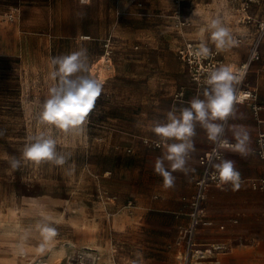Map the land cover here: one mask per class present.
Returning <instances> with one entry per match:
<instances>
[{"label":"rangeland","instance_id":"374dc122","mask_svg":"<svg viewBox=\"0 0 264 264\" xmlns=\"http://www.w3.org/2000/svg\"><path fill=\"white\" fill-rule=\"evenodd\" d=\"M120 1L129 5L123 14ZM150 1L91 0L80 8L73 0H63L74 17L55 23L52 33L31 35L23 42L22 54L15 30L8 29V50L13 51L0 56V264H134L119 255L120 249L131 255L137 238L130 215L120 211L135 203L134 195L123 189L138 183L126 177L150 164L143 148L154 147V138L143 132L148 119L141 116L150 113L148 79L155 73L146 65L135 75L131 63L138 50H123L116 35L153 26L147 20L153 12ZM175 1L168 19L173 20L178 8L190 27L199 15L213 19V0ZM132 2L140 3L139 11L130 10ZM168 24L176 28L170 20ZM1 34L0 47L5 45ZM81 46L89 52L90 74L104 86L86 131L53 130L57 150L69 157L64 166L25 162L22 151L28 137L43 128L37 118L54 84L49 78L51 59ZM189 78L195 83L191 73ZM138 147L142 156L135 157ZM12 158L21 161L19 168L11 167ZM43 224L54 227L57 235L45 240L37 227Z\"/></svg>","mask_w":264,"mask_h":264},{"label":"crops","instance_id":"0c3cea01","mask_svg":"<svg viewBox=\"0 0 264 264\" xmlns=\"http://www.w3.org/2000/svg\"><path fill=\"white\" fill-rule=\"evenodd\" d=\"M205 1L207 0H195L197 4ZM213 1V19H220L223 26L229 28L239 42L238 46L219 53L226 65H239L249 59L252 45L258 36L254 20L264 16V0L251 3L250 14L253 20L247 24L239 23L242 17L240 0H231L226 4L221 0ZM133 2L130 10L137 12L140 3ZM175 2L150 1L153 12L148 14L147 20L155 24L143 29L121 30L116 35L124 44L123 50H138L133 55L134 62L131 63L135 75L140 74L146 65L155 73L148 79L150 113L141 116L148 119L143 132L148 137H153V141L156 137L151 131L152 122L162 120L173 106L186 105L188 100L202 91V87L189 78V68L180 57L179 48L192 37L198 44L205 41L211 49L216 50L207 31L213 19L206 20L199 15L195 17L197 24H193L194 27L187 26L183 30L168 24L169 20L171 23L173 20L168 19L167 12ZM73 4L74 7L87 8L91 5V0L87 3L73 0ZM125 5L126 1L117 3L118 9L123 8L120 14L127 10L129 5ZM14 8H19V12L17 18L11 20L8 15ZM71 10V7L63 4V0H0V31L3 33L1 38L5 41V45L0 47V56L8 57L13 51L8 50V29L15 30L22 43V54L23 42H27L31 35L42 37L46 31L52 33L55 23L70 21L74 17ZM259 51L260 58L250 62L243 86L257 91L258 103L262 109L256 112L251 103L244 102L237 105L238 118L229 120L230 124L247 128L253 152L246 158L236 153H224L226 158L235 161L236 168L241 173V187L236 191L230 185L221 189L213 184L208 188L204 206L209 224L200 225L196 235L199 242H222L229 247L228 251L218 256L219 264H264V187L260 185L264 178V157L260 153L258 142L259 133L264 131V34L259 42ZM125 65L127 63L123 64L122 70ZM228 139L232 140L231 133H228ZM195 141L197 152L189 161L195 172L187 177L180 172L174 173L177 179L172 189L164 188L162 177L153 171V162L161 154V149L152 146L143 148L150 164L140 165L132 177L127 175L128 179L124 178L126 181L138 183L123 189L134 195L135 203L120 211L130 215L129 224L137 238L133 240L132 254L120 249L121 257L132 258L134 264H178L177 239L181 230L189 224L196 182L205 170L201 159L212 146L199 128ZM140 154L141 148L138 147L135 149V157L142 156ZM112 188L117 189L113 186Z\"/></svg>","mask_w":264,"mask_h":264},{"label":"clouds","instance_id":"9594fccd","mask_svg":"<svg viewBox=\"0 0 264 264\" xmlns=\"http://www.w3.org/2000/svg\"><path fill=\"white\" fill-rule=\"evenodd\" d=\"M80 15L83 16V13ZM207 31L217 52L238 46V40L220 19H213ZM211 55L212 49L205 41H201L192 52L197 60L208 59ZM51 66L49 78L54 84L49 88L37 118V124L43 128L28 137L22 156L25 162L39 164L47 161L64 166L69 157L57 150V140L52 132L55 129L83 134L89 114L94 110L104 86L90 74V56L86 47L52 57ZM245 77V68L231 65L212 68L207 72L201 92L188 100L186 105L173 106L162 120L152 122L151 131L156 137L153 146L161 149V154L153 162V171L162 177L164 188L175 187L177 178L174 173L180 172L187 177L195 172L189 161L197 152L195 137L199 128L212 145L207 157L211 167L210 179L221 189L230 185L233 191L239 190L241 173L235 161L226 158L224 153H236L246 158L253 152L247 128L229 123L230 119L238 118L237 105L243 104L249 95L239 89ZM228 133H231L232 140L228 139ZM0 135L3 133L0 132ZM10 163L13 169H17L21 161L12 158ZM37 227L45 240L57 235L56 229L48 224Z\"/></svg>","mask_w":264,"mask_h":264},{"label":"built area","instance_id":"2783aa9c","mask_svg":"<svg viewBox=\"0 0 264 264\" xmlns=\"http://www.w3.org/2000/svg\"><path fill=\"white\" fill-rule=\"evenodd\" d=\"M89 0H85L87 3ZM225 4L229 3L231 0H221ZM241 1V11L242 17L239 19L240 24H247L253 20V16L250 14L251 3L258 0H240ZM19 8H14L8 15V18L14 20L17 18ZM173 23L178 30H183L185 27L191 24L190 21L183 18L181 10L175 9L172 14ZM256 27L258 36L252 45V49L249 55V59L239 65H233L234 68H245L246 76L249 71L250 62L260 58L259 42L264 34V16L258 17L256 20ZM198 43L193 40L187 39L183 46L179 48V55L183 61L188 65L189 71L191 73L192 79L195 83L202 87L204 80L207 77V72L215 67L221 65H226L224 59L221 57L217 50L212 49V55L205 60H197L192 56V52ZM108 61V60H107ZM246 79V77H245ZM244 79V81H245ZM243 83L239 86L242 93L249 94L244 102H249L254 106L256 112L262 109V106L258 103V93L256 90L244 87ZM258 142L260 144V153L264 157V131H261L258 136ZM212 151V146L202 157V163L205 166L204 173L196 182V192L191 202V212L189 224L184 227L177 239V259L178 264H206L211 262L214 264H219L218 256L220 254L228 251V246L222 242L213 243H202L196 238L198 229L202 224H209L206 219V208L204 206V201L206 199V194L208 188L215 184V181L210 179L211 167L208 164V154ZM260 185L264 187V178L261 179ZM93 256V255H92ZM93 259L94 257H89ZM35 264H46V263H35Z\"/></svg>","mask_w":264,"mask_h":264},{"label":"bare ground","instance_id":"6f19581e","mask_svg":"<svg viewBox=\"0 0 264 264\" xmlns=\"http://www.w3.org/2000/svg\"><path fill=\"white\" fill-rule=\"evenodd\" d=\"M31 243V242H30ZM26 244V243H25ZM48 264H50V263H48Z\"/></svg>","mask_w":264,"mask_h":264}]
</instances>
